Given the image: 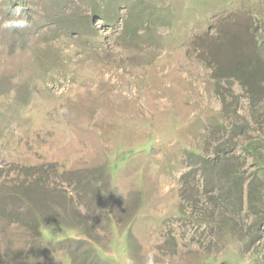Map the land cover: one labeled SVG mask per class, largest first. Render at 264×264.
Wrapping results in <instances>:
<instances>
[{"label": "rangeland", "instance_id": "rangeland-1", "mask_svg": "<svg viewBox=\"0 0 264 264\" xmlns=\"http://www.w3.org/2000/svg\"><path fill=\"white\" fill-rule=\"evenodd\" d=\"M234 51L264 61V0H0V264H264ZM218 152L251 183L231 221L203 179L181 199Z\"/></svg>", "mask_w": 264, "mask_h": 264}, {"label": "trees", "instance_id": "trees-1", "mask_svg": "<svg viewBox=\"0 0 264 264\" xmlns=\"http://www.w3.org/2000/svg\"><path fill=\"white\" fill-rule=\"evenodd\" d=\"M234 53L238 56L237 61L233 64V69L236 71L235 77H243L242 86L247 88L251 94L252 103L256 104L264 98V61L253 67L247 56H243L241 52L234 51ZM238 134L240 135L241 132L239 131ZM245 150L249 156L258 158L263 156L264 144L252 143L247 145ZM216 154V156L206 159L198 154L189 153L190 168L192 169L181 176V199L183 203L187 200L184 187L190 186L192 182L200 184L203 179L207 206L212 208L213 212L218 210L219 215L223 216L226 221H231V217L227 216L228 212L233 213L234 209H238L239 212L244 210L246 189L251 186V183L247 185L240 170L230 164L231 158L222 155L221 152ZM232 156H235V151ZM262 192L264 194V191ZM247 193L249 199L252 194L251 189ZM183 203L181 205L182 214ZM197 203L198 201L195 203L196 206ZM36 204L39 206L41 203L36 202ZM261 224H264V218L261 220Z\"/></svg>", "mask_w": 264, "mask_h": 264}, {"label": "clouds", "instance_id": "clouds-1", "mask_svg": "<svg viewBox=\"0 0 264 264\" xmlns=\"http://www.w3.org/2000/svg\"><path fill=\"white\" fill-rule=\"evenodd\" d=\"M5 26H7V27H13V28H23V27H27V24H26V22H23V21H21V22H15V23L9 22ZM148 264H153V261H152L151 256L148 259Z\"/></svg>", "mask_w": 264, "mask_h": 264}]
</instances>
